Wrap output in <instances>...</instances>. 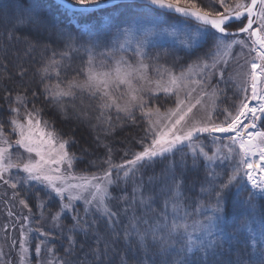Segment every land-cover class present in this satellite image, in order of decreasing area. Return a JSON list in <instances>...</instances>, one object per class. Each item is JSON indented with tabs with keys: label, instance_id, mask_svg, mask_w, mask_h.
<instances>
[{
	"label": "snow or ice",
	"instance_id": "snow-or-ice-1",
	"mask_svg": "<svg viewBox=\"0 0 264 264\" xmlns=\"http://www.w3.org/2000/svg\"><path fill=\"white\" fill-rule=\"evenodd\" d=\"M19 2L13 31L27 30L26 51L47 52L50 43L45 41L57 45L58 50H52L39 69L41 82L53 75L58 78L54 88L45 86L44 95L53 105L67 117L66 98L74 101L77 92L87 93L96 102V120L105 137L115 128L113 110L133 123L138 110L146 123L138 140L141 150L119 163L112 159V146L97 135V146L104 147L105 156L89 162L98 171L79 175L73 169L82 158L69 151V144L75 141L46 131L33 112L26 111L24 121H9L18 135L15 144L28 154L22 163L19 155L13 160L12 145L0 124V144L4 145L0 147V180L16 189L17 182L5 179V174L20 169L26 174V184L34 186L35 182L43 186L49 199L58 197L60 210L52 217L57 228L62 214L74 212L75 223L65 237L66 253L75 249L76 235L88 236L102 217L109 231L94 234L92 255L96 258L110 251L114 240L124 239L129 248L145 252L141 264H217L214 258L227 243L222 233L227 230L223 225L231 204L237 211L240 206L245 211L231 226L230 235L243 240L245 251L251 241L256 257H242L236 264H264V0H210L208 6L196 0H139L132 4L55 0L60 12L80 25L76 34L50 15L42 0ZM121 7L129 11L119 19L111 15ZM162 39L173 40V51L181 54L176 59L184 60L186 67L179 75L158 63L160 54L153 49ZM74 54L82 56L79 72L83 79L73 78L61 87V70L69 66L66 62ZM230 63L237 68L227 72L226 78ZM150 68L155 76L149 74ZM214 76L218 81L213 86ZM230 81L235 84L231 97L226 88L219 87ZM160 92L174 98V107L164 113L148 102ZM221 96L225 100L218 104ZM10 103L18 105L11 107L18 117L21 107L27 109L28 98L17 93ZM86 118V111H77V119ZM120 119L117 115L116 120ZM189 159L193 168L205 170L207 187L202 184L200 190L210 196L208 203H186L181 169ZM156 163L165 166L159 176H149L145 182L146 171ZM113 188L120 190L118 195H113ZM113 201L121 208L115 209ZM76 202L83 203V217ZM19 203L31 214L23 198ZM37 207L43 217L44 201ZM95 214L99 217L89 221ZM257 220L258 228L254 227ZM32 231L21 227L23 256L19 264L28 258ZM35 231L42 237L35 254H45L37 264H68L56 255L53 233ZM16 246L13 241L11 247ZM5 255L0 248V264H11L4 260ZM197 255L198 260L190 258Z\"/></svg>",
	"mask_w": 264,
	"mask_h": 264
},
{
	"label": "trees",
	"instance_id": "trees-1",
	"mask_svg": "<svg viewBox=\"0 0 264 264\" xmlns=\"http://www.w3.org/2000/svg\"><path fill=\"white\" fill-rule=\"evenodd\" d=\"M196 2L201 6H208L210 4V0H196ZM42 3L43 6L48 9L50 15L62 21V26L66 25L69 31L75 29L73 24L69 22L68 17L63 15L56 7V3L52 0H42ZM20 8L21 5L19 0H0V9L3 10L0 11V119L3 127L9 128L10 119L15 117V114L11 112V107H17L18 105L11 104L10 102L15 98L17 93H20L28 98L27 109L21 107V109H23L21 113L31 111L33 114H36V111L39 110L38 117L48 122L57 134L65 140L71 137L75 141V143L69 144V151L75 153L78 158H82L78 159L75 164V170L78 172L92 173L98 171L97 168L91 167L89 164L91 160H96L97 158L103 159L105 156L104 147L97 146L98 142L95 139L97 135H100L103 143L112 146V159L116 163L130 158L133 152L140 151L141 144L138 143V140L143 136L142 129L146 127V123L144 117L138 110L135 111V123L127 120L123 113L118 114L113 110L110 115L115 128L110 136L105 137L103 132L100 131L101 126L98 125L96 120V116L98 115L96 102L90 98L87 93L82 94L77 92L74 101H72L71 98H66L67 117L59 110L58 106L51 103L49 97L44 95L45 86L49 85L54 88L58 82V78L53 75L41 82L39 69L42 67V64L46 62L45 57L50 55L52 50L57 49V45L51 43V41H45V43H50L47 52L41 49L27 52L25 37L30 38L27 30L13 31L14 17L19 15ZM125 9L126 10L122 13L129 11V9ZM122 13L120 12L112 16L119 19ZM173 47L174 46L170 44H159L153 49V52L154 54H160L159 64L163 65L165 69H171L179 75L180 71H182L186 65L183 59H176V57H179L181 54L174 52ZM193 59H195V57H193ZM66 63L69 66L61 70L60 80L63 81L61 87H64L67 81L73 78L83 79L82 73L79 72L82 56H76L74 54L73 59ZM240 63H243V60H241ZM236 68L237 65L235 63H230L226 71V78L227 72L233 71ZM246 68L247 65H245V69ZM22 70L24 71L23 76L20 75ZM149 74L155 76L151 68L149 69ZM217 81L218 77L214 76L212 78V85H216ZM219 87L222 89L226 88L228 96L231 97L235 84L230 81L227 85L220 83ZM33 93H35V95H33ZM173 99V97H168L163 92H160L148 102L151 107H158L160 112L164 113L167 109L174 107ZM224 100L225 97L221 96L217 103L222 104ZM73 104L75 108H73ZM81 104L88 106L87 110H85L88 113V118L86 119H77V117L73 116V113ZM33 105H35V108H33ZM117 115L121 117L119 121L116 120ZM125 152L129 154L127 157L124 155ZM179 159V156H177L176 161L178 164ZM164 166V164L156 163L152 168L148 169L144 176L145 182H147L149 176L154 174L159 176ZM100 167L102 168L104 165H100ZM181 171L185 184V194L187 196L186 203L192 205L198 200H203L205 203L210 202V196L207 193L202 194L200 190L202 184H205V187H207L205 182V170L200 167L193 168L191 159H189L187 167H183ZM128 188L130 191L131 184H129ZM112 191L113 195H118L120 192V190L116 188H113ZM20 193H22L23 199L34 212L33 218L35 225L40 228L45 227L46 229L48 226L47 219H50L49 216H54V214L60 210V199L54 196L52 199H49L43 187H38L36 190L30 187L27 189V192L22 191ZM41 201L45 203L43 217L41 216V209L37 207ZM7 203L8 205H6L10 208V201L7 200ZM112 203L115 209L121 208L119 202L113 201ZM244 211L245 209L243 206H240V211H237V208L233 207L231 204L227 206V216L225 224L223 225L227 230L222 233L227 243L214 258L217 264H236L242 257L245 260L256 258L251 241L248 242L247 250L245 251L243 250V240L239 236L233 237L230 235L231 226L238 223L243 218ZM61 217L63 218V222L68 224V229L66 227L68 231L75 223L72 219V215L64 213ZM81 217H83V215ZM97 217H99V214H95V217L89 216L88 219L91 221ZM121 219L123 220V216ZM19 224L20 222L18 225ZM258 226L259 221L257 220L254 227L258 228ZM108 231L109 226L105 224L102 217H99L97 223L89 231L88 236H85L83 233L76 235L77 245L70 254L65 251L69 245L65 239L63 230L61 235L53 234L55 238L51 243L55 245L57 257L67 261L68 264H122V260L124 264H141V262L145 260V252L143 250L136 251L135 248H129L128 242L124 239L114 240L111 245V250L106 252L102 258L94 257L92 255L94 234L96 232L104 234ZM68 234L69 233H66V235ZM244 235H247V233ZM65 240L67 246L64 243ZM190 258L199 259L198 255L195 257L190 256ZM154 259H156V257H154ZM172 259H175V257H172Z\"/></svg>",
	"mask_w": 264,
	"mask_h": 264
},
{
	"label": "rangeland",
	"instance_id": "rangeland-1",
	"mask_svg": "<svg viewBox=\"0 0 264 264\" xmlns=\"http://www.w3.org/2000/svg\"><path fill=\"white\" fill-rule=\"evenodd\" d=\"M125 10H126L125 8L121 7V8H119V10L113 11L111 13V15H116L120 12L122 13ZM69 22L71 24H73V26L75 27V29H73L74 31L72 30V32L74 34H76L77 29L80 28V25L77 24L75 21L70 20V19H69ZM159 44H170L174 47L176 46L175 42L171 39H162V40L158 41L157 45H159ZM241 71H243V70L241 69ZM87 107H88L87 105L81 104L78 107V109L75 110V112L73 113V116L77 117V111H85V110H87ZM0 109H1V107H0ZM22 110L23 109H21V111ZM25 115H26V112H22L18 117L15 116L14 118H17V119H20L21 121H24ZM33 116H34V118L39 119L41 127H43L46 131L55 132L51 128V125L48 122L43 121L41 119V117H38L36 114H33ZM0 124H2L1 119H0ZM3 131H4V135H5L6 139L12 145L10 151L12 153L13 160H15L16 157L19 155L21 157L20 162L22 163L24 160L27 159L28 154L22 148H19L15 144V141L18 139V135L12 131L11 125H9V128L3 127ZM55 134L58 137L62 138L56 132H55ZM3 146H4L3 144H0V147H3ZM73 171L76 172V174H78V175L81 173H84V172L76 171L75 167H74ZM25 176H26V174L20 169H12L10 171V173L5 174V179H10L14 182H17V188L16 189L11 188L9 184H5L3 182V180H0V248H2L4 253L6 254L4 257V260L10 261L11 264H19V258H20V256H23V253L20 251V248H19V243L22 240L21 235H20L21 227H23L25 229V231H27V229H29V228L33 229L32 233L29 236L30 251H29L28 258L25 261V264H37V260L43 259L44 255H45L43 252L41 253L40 257H37L35 255V245H36V243L39 242V239H42V237H39V233H37L35 231V229L39 228L43 231L52 232L55 235H61L62 234L61 232L63 230L65 237L67 236L66 233H68V231H67L68 224H65L63 222L62 217H61L59 228H57L55 226V224L53 223V221H52L53 216H49L50 219H47V225H48L46 228L47 230L45 229V227L40 228V227L35 225L34 218H33L34 212L32 211L31 214H29L28 208H25L23 205H21L19 203V200L23 198L22 193H20V192H22V191L27 192V189L30 187L35 188V190H36L38 187H43V186L36 184L35 182H32V184L34 186H30L29 184H26L24 182V179H23ZM7 200L10 201V208L7 206L8 205ZM63 202H67V201L65 200ZM76 204H77V210L79 211V214L81 216L84 215L83 203L82 202H76ZM10 212L12 213V215H9ZM68 213L72 216L74 215V212H67L65 214H68ZM24 216H28L29 219L24 220L23 219ZM19 222H20V224L18 225ZM6 226H7V228H6ZM66 227H67V229H66ZM13 241L17 242V246L15 248L11 247ZM64 243L67 246L66 240L64 241ZM34 255H35V257H34Z\"/></svg>",
	"mask_w": 264,
	"mask_h": 264
},
{
	"label": "water",
	"instance_id": "water-1",
	"mask_svg": "<svg viewBox=\"0 0 264 264\" xmlns=\"http://www.w3.org/2000/svg\"><path fill=\"white\" fill-rule=\"evenodd\" d=\"M52 1L56 3L55 0H52ZM138 2L139 0H116L117 4H132V3H138Z\"/></svg>",
	"mask_w": 264,
	"mask_h": 264
}]
</instances>
